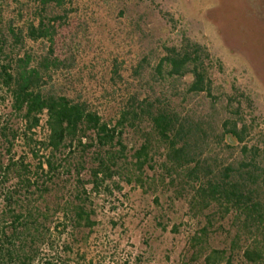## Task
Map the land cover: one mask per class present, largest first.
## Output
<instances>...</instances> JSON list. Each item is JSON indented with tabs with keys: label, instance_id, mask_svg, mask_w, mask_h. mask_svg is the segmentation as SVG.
<instances>
[{
	"label": "rangeland",
	"instance_id": "1",
	"mask_svg": "<svg viewBox=\"0 0 264 264\" xmlns=\"http://www.w3.org/2000/svg\"><path fill=\"white\" fill-rule=\"evenodd\" d=\"M44 1L7 0L4 8L20 27L41 15L66 17L57 39V51L69 68L63 80L91 110L106 118L133 97H159L161 105L201 118L211 127L201 160L214 168L239 158L238 149H228L217 139L222 122L238 118L232 114L236 109L244 121H255L248 141L264 145V0H63L62 6ZM186 39L211 55V98L189 93L188 78L155 75L164 47H180ZM142 128L150 131L147 123ZM123 142L128 160L119 163L109 189L92 193L87 202L77 170L81 169V179L90 181L99 150L82 156L80 150L68 149L62 164L71 172L60 174L45 198L51 206L66 204L71 210L82 203L92 213L98 225L88 240L89 259L103 264H205L204 258L196 257L192 238L207 225L206 215L213 227L203 244L205 251L226 250L229 255L233 212L223 218L213 205L205 214H196L190 207L198 185L191 180L195 176L189 178L187 170H180L171 184L160 167L145 168L140 175L132 155L142 140L127 128ZM154 155L160 165L164 148H156ZM87 187L91 191L92 185ZM88 233L76 231L81 238ZM234 264H246L241 254H236Z\"/></svg>",
	"mask_w": 264,
	"mask_h": 264
},
{
	"label": "trees",
	"instance_id": "2",
	"mask_svg": "<svg viewBox=\"0 0 264 264\" xmlns=\"http://www.w3.org/2000/svg\"><path fill=\"white\" fill-rule=\"evenodd\" d=\"M6 1L0 0V264H103L89 259L88 240L98 222L86 206L80 203L71 210L66 204L51 206L45 198L51 183L71 172L62 164L68 149L80 150L82 156L93 148L99 150L90 181L81 179V169L77 170L87 202L92 193L109 189L119 163L128 160L123 142L127 128L142 140L132 155L140 175L145 168L160 167L173 184L174 174L187 170L198 184L190 198L192 211L205 214L217 205L223 218L233 212L230 254L205 251L203 244L213 227L206 215L207 225L192 238L197 258H204L205 264H234L236 254H241L246 264H264V145L248 141L255 121H244L236 109L232 114L238 118L222 122L218 142L238 149L239 158L222 164L221 169L201 160L211 127L201 118L195 120L161 105L159 97H133L115 116L105 118L64 83L63 74L69 68L57 51V39L66 17L41 15L20 27L7 16ZM52 1L63 5V0L44 3ZM34 45L41 51L34 50ZM164 48L155 75L188 78L189 93L213 97L211 55L206 49L189 39L180 47ZM144 123L149 132L142 128ZM116 147L120 149L114 151ZM156 148H164L160 165L155 161ZM127 181L131 184L132 177ZM78 230L89 233L81 238Z\"/></svg>",
	"mask_w": 264,
	"mask_h": 264
}]
</instances>
